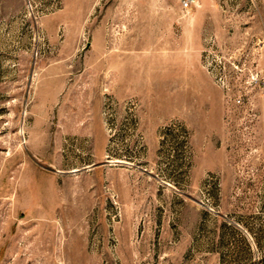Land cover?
Masks as SVG:
<instances>
[{"label":"rangeland","instance_id":"obj_1","mask_svg":"<svg viewBox=\"0 0 264 264\" xmlns=\"http://www.w3.org/2000/svg\"><path fill=\"white\" fill-rule=\"evenodd\" d=\"M0 0V264H264V0Z\"/></svg>","mask_w":264,"mask_h":264},{"label":"built area","instance_id":"obj_2","mask_svg":"<svg viewBox=\"0 0 264 264\" xmlns=\"http://www.w3.org/2000/svg\"><path fill=\"white\" fill-rule=\"evenodd\" d=\"M195 3V0H183L182 6L184 8H189Z\"/></svg>","mask_w":264,"mask_h":264}]
</instances>
